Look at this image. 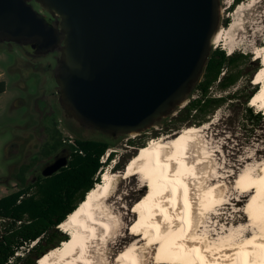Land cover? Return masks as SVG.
Wrapping results in <instances>:
<instances>
[{"label": "water", "instance_id": "1", "mask_svg": "<svg viewBox=\"0 0 264 264\" xmlns=\"http://www.w3.org/2000/svg\"><path fill=\"white\" fill-rule=\"evenodd\" d=\"M220 20L221 0H0V44L38 39L56 52L59 105L73 133L90 125L140 135L190 100Z\"/></svg>", "mask_w": 264, "mask_h": 264}, {"label": "bare ground", "instance_id": "2", "mask_svg": "<svg viewBox=\"0 0 264 264\" xmlns=\"http://www.w3.org/2000/svg\"><path fill=\"white\" fill-rule=\"evenodd\" d=\"M220 38L218 31L214 44ZM255 56L262 60L253 81L259 88L249 106L264 114V45ZM205 129L188 127L168 141L152 139L130 160L124 177L139 175L149 191L135 222L139 236L117 260L105 257L118 230L116 216L109 214L105 202L116 194L118 181L116 175L103 172L101 182L62 223L68 239L37 264H148L151 248V264H264V160L258 164L257 155L250 154L233 184V190L248 199L243 210L246 225L233 223L212 234L204 220L228 205L229 198L221 180L224 167L214 166L212 149L201 135Z\"/></svg>", "mask_w": 264, "mask_h": 264}, {"label": "rangeland", "instance_id": "3", "mask_svg": "<svg viewBox=\"0 0 264 264\" xmlns=\"http://www.w3.org/2000/svg\"><path fill=\"white\" fill-rule=\"evenodd\" d=\"M232 4L233 0H221L219 27L221 38L213 46V49L223 50L229 56L236 54L237 59L240 60L227 72L238 75L233 86L222 91L216 82L210 89L212 97L223 98L224 102L207 116L201 117V120L194 121L195 118L190 117L185 122L179 120L180 118L174 121L173 119L177 118V112L183 109L190 100L198 97V93L194 91L185 106L179 107L176 113L166 117L162 122L140 135L123 132H98L90 125H85L81 134L73 133L66 126L67 122L63 118L59 105L56 76L49 70L50 65L52 68L56 66V52H52L54 56L48 53L37 59L34 65L41 69L37 68L32 71L23 68V64L28 60L22 58L19 45L0 44V81H4L6 84V91L0 95V197L12 192L10 188L13 186L12 180L6 181L5 179L9 177L15 159L7 157L6 149L16 139V127H26L31 124L33 115L30 116L29 103L42 99L47 104L50 103L51 106H58V111L51 112V115L46 119L49 128L54 130L56 127L59 133L58 138L62 140L71 137L82 140L109 141L111 146L102 158V162L107 160L109 153L116 152L114 160L110 162V165L104 166L102 170V173L108 172L116 175L118 181L115 187L116 194L108 198L107 203L105 202L109 214L116 216L118 225L117 232L112 235L106 248L105 257L110 262L117 260L121 251L135 237L139 236L136 232L135 222L142 212L140 203L149 191L139 175L124 177L128 163L150 140L166 138L163 140L168 141L188 127L202 128L206 126L201 135L206 141L208 140V148L212 149L211 159L214 166L224 167L221 170L224 175L221 180L227 191L226 196L229 198L226 201L228 205H224L215 215L205 219V222L206 220L209 222L204 224L212 234L223 232L224 228H229L233 223L246 225L243 210L248 199L234 191L233 184L239 171L247 166L245 161L250 154L257 155L256 163L258 164L264 160V114L257 108L250 107L249 102L243 105L244 100L255 94V90L259 88L258 85H254L253 81L262 62V60L256 59L255 52L257 48L264 45V0H245L241 4L243 11H239V5L232 8ZM21 82L25 85L24 89L19 86L22 84ZM16 100H18L17 103ZM247 109H251L254 115H261L260 121L255 117H250ZM57 132L54 130L53 135L58 134ZM52 139L57 138L53 136L50 139L53 142ZM53 152L54 149L51 153ZM116 165H122L124 168L117 170ZM119 178L121 179L118 180ZM6 185L8 189H6ZM238 200H242V202H238ZM61 226L62 224L58 228L60 231H62ZM24 251L22 250L20 253L22 254ZM152 251L153 248L147 256L148 264L153 261Z\"/></svg>", "mask_w": 264, "mask_h": 264}, {"label": "trees", "instance_id": "4", "mask_svg": "<svg viewBox=\"0 0 264 264\" xmlns=\"http://www.w3.org/2000/svg\"><path fill=\"white\" fill-rule=\"evenodd\" d=\"M244 1L233 0L232 8ZM239 61L236 54L229 56L223 50L214 49L196 87L198 97L190 100L173 120L180 118L185 122L190 117L195 118L194 121L201 120L220 106L224 99L212 97L210 89L216 82L222 91L233 86L238 75L227 72ZM5 90V82H0V94ZM253 95L246 98L243 105ZM247 111L250 117L260 121L261 115H254L251 109ZM110 146L109 141L75 138L74 143L67 146L69 161L65 167L50 177H41L36 188L30 185L0 201V264H37L40 257L68 239L58 228L101 182L104 166L115 158L116 152H111L102 162ZM115 168L124 167L116 165ZM22 250L25 251L21 254Z\"/></svg>", "mask_w": 264, "mask_h": 264}, {"label": "flooded vegetation", "instance_id": "5", "mask_svg": "<svg viewBox=\"0 0 264 264\" xmlns=\"http://www.w3.org/2000/svg\"><path fill=\"white\" fill-rule=\"evenodd\" d=\"M44 18L51 26H55L54 20L51 17L44 16ZM19 46L22 58L28 60L23 64V68L25 69H30L32 71L37 68L41 69L39 66L34 65L36 63L35 61L40 57L46 56L48 53H51L52 56H54V53H52L54 51L50 48L46 49L42 47L38 39L22 42ZM49 70L53 72L54 76L58 75L59 71L57 65L54 68L50 65ZM19 86L23 89L25 88L23 83L19 84ZM57 90L59 96L60 88L58 87ZM17 101L18 100H16V103ZM29 106L30 116L33 115L31 124L26 127L17 126L15 129V134L17 135L15 137L16 139L6 149L7 157L15 159L12 168L10 169V175L5 179L6 181L12 180L13 186L10 188L12 192L1 196L0 201L20 192L21 190H26L30 185H34V188H36L35 184L38 183V180L41 177L46 178L43 175V172L48 166L54 164L61 158H66L67 163L69 161L67 146L68 144H73L75 138L70 137V139L63 140L58 138L59 133L57 132L56 127L54 130L58 134L53 135L54 130L49 128L46 123V119L51 115V112L56 113L58 111V106H51L50 103L47 104L42 99L31 101ZM53 136L57 139H52L54 140L52 142L50 139ZM52 149H54L53 153H51ZM6 189H8L7 185Z\"/></svg>", "mask_w": 264, "mask_h": 264}]
</instances>
